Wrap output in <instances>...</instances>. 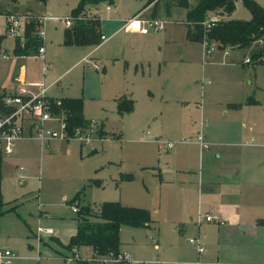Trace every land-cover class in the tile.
<instances>
[{"label":"rangeland","instance_id":"rangeland-1","mask_svg":"<svg viewBox=\"0 0 264 264\" xmlns=\"http://www.w3.org/2000/svg\"><path fill=\"white\" fill-rule=\"evenodd\" d=\"M78 1L46 0L41 4L18 0L17 3L18 11L37 7L32 10L43 12L39 16L63 20L70 18V11ZM253 1L264 9V0ZM6 3L0 0V7L4 8ZM146 3L147 0H112V4H108L102 0L89 6V13L82 14L81 18L93 14L102 19V33L106 37L119 26L104 22L108 18L121 23L133 16L139 19L158 16L156 20L165 22L162 30L149 31L136 39H125L118 31L109 36L96 53L72 66L90 49L70 54L55 48L54 40L62 25L48 22L43 28L42 46L46 51L44 66H51L45 80H41L40 58H24L19 62L25 69L26 83L43 82L46 87L56 82V88L47 90L46 96L51 98L55 91L62 89L81 98L82 117L99 126L93 129L94 141L87 146L77 140L54 141L50 143L51 148L54 147L51 151L27 141L21 143L23 149L17 156L0 157V194L4 204V213L0 216V250H8L15 256L12 264H91L89 248H76L77 261H73V252L66 249L75 225L70 219L75 217L68 203L78 193V198L86 201L82 204L94 213L99 204L113 202L126 207L143 206L141 209L154 220L152 210L160 197L159 181L164 176L158 165H163L166 155L172 152L166 149L191 144L199 134L189 136L184 129L189 122L199 120L190 108L197 106L192 102L198 103L205 94L200 90L204 68L200 49L186 37L184 10L171 7L166 14L164 1H160L157 5L150 4L149 10L144 12ZM3 10L0 9L1 14ZM152 10L156 12L154 16L147 17ZM74 19L79 20L78 17ZM223 19L248 21L250 15L236 1L233 13ZM5 26V17L0 15L1 34ZM13 44L14 39L8 34L0 40V52L8 56L7 60H0V83L6 79L10 64L15 62L11 52ZM98 61L104 73L99 71ZM126 103L130 109L121 111ZM101 124L106 136L101 132ZM90 180L96 184L88 185ZM37 227L50 229L51 235L34 237ZM156 227V222L146 229L121 226L118 253L138 264H190L187 254L179 259L168 249L170 243L166 235L162 232L158 235ZM252 251L257 253L259 249ZM260 251L255 258L258 262L264 259V248L260 247ZM65 258L71 261L65 263ZM99 264L116 263L107 260ZM198 264L204 263L199 261ZM213 264L219 263L213 261ZM226 264L242 263L230 261Z\"/></svg>","mask_w":264,"mask_h":264},{"label":"crops","instance_id":"crops-1","mask_svg":"<svg viewBox=\"0 0 264 264\" xmlns=\"http://www.w3.org/2000/svg\"><path fill=\"white\" fill-rule=\"evenodd\" d=\"M36 8L18 11V3L14 6L6 3L4 8L0 7L5 11L0 15L3 17L21 14L39 16V13H43L32 10ZM149 8L147 6L144 12ZM154 12L152 10L151 15L147 17L154 16ZM164 12L167 14L166 10ZM98 19L100 34L106 39L118 31H121L125 39L130 37L136 39L142 36L133 32H125L122 29L124 21L120 23L108 18L104 22L119 24V26L106 37L101 28L103 20L99 17ZM153 19H158V16ZM61 25L63 30L65 27ZM53 26L56 25L53 24ZM62 30L54 40L55 48H62L66 50L64 52L70 54H79L84 49H90L85 54L87 56L83 55L80 59H76L72 66L96 53L105 43H100L96 47H64L61 44ZM3 33L0 35V40L4 37ZM14 44L11 52L15 62L10 64V67L7 66V74L4 77L6 79L0 83V91L7 93H13L19 82L35 84L25 82V69L19 62L24 58H38L36 52L16 54L13 50ZM197 45L204 67L200 90L205 94L198 103L192 102L193 106H197L191 107L190 110L197 113L199 120L189 122L184 132L189 136L199 133L203 141L208 144V148L200 150L194 141L191 144H179L176 147L173 145L166 149L167 152H172L166 155L163 165H158V170L164 176L159 181L160 197L156 200L155 208L152 210L155 218L141 228H149L153 222H156L155 231L158 235L161 232L166 235L170 243L168 249L172 250L179 259L187 254L190 264L193 263L194 258L196 259L194 264H198L199 261L204 264H213V261L219 264H226L230 261L242 264H263L264 259L258 262L255 258L260 255V247L264 248V226L257 225L255 222L264 220V66L243 64V60L249 57L248 50L229 49L228 54L224 56L222 50L217 49L203 56L200 44ZM2 52L6 56L1 58L0 54V60H7V54ZM45 53L44 49L40 66L41 80H45L46 72L51 66L46 64L42 71L45 65ZM94 63L93 69L95 70ZM98 69L104 73V67L100 62ZM5 88L10 90L6 91ZM46 88V91L51 88L55 89L56 82ZM51 98L75 99L79 97L58 89ZM100 126L101 132L106 136L103 124ZM174 130L177 131V128L175 127ZM27 141L33 140L18 141L12 153L4 158L10 159L20 154L23 149L21 143ZM49 148L54 151V147L49 146L46 149ZM82 201L86 202L79 198L74 201L78 209L83 205ZM70 213L75 216V213L71 211ZM207 214L218 217L221 224H195L198 215ZM70 219L75 224L71 237L76 231V221L75 218ZM191 237L201 242L204 248L202 254L198 255L195 248L188 244L187 239ZM54 242L61 247L56 240ZM253 249H259V251L254 253ZM75 250H69L75 256L73 261L78 260ZM97 260L98 258L92 253L90 263L99 264Z\"/></svg>","mask_w":264,"mask_h":264},{"label":"trees","instance_id":"trees-1","mask_svg":"<svg viewBox=\"0 0 264 264\" xmlns=\"http://www.w3.org/2000/svg\"><path fill=\"white\" fill-rule=\"evenodd\" d=\"M10 5H16L18 0H6ZM45 3L46 0H33ZM102 0H79L75 8L70 11V17H82L88 12V7L97 5ZM112 4V0H105ZM164 1L166 12L171 7L184 10V25L186 26L187 39L196 44L207 40L216 44L217 49L225 48L245 51L248 50L249 58L253 65H259L256 60L264 56V9L253 0H147L144 8L150 4L157 5ZM240 4L248 11V21L224 20L235 10V3ZM143 8V9H144ZM1 14V12H0ZM3 14V13H2ZM34 16V15H31ZM216 17L217 21L208 29L202 23L208 17ZM85 20H74L70 27L62 30L61 44L64 47H96L100 44V21L96 16H84ZM37 26L34 22H26L23 33V45L19 46L15 40L14 51L16 54H34L39 47V42L33 36ZM61 111L70 133L76 127H87L89 121L82 117V101L80 98L59 99ZM129 103L121 107V111H128ZM105 135V134H104ZM128 179V178H125ZM92 180L88 185L94 184ZM96 184V183H95ZM78 198V193L68 204L71 205ZM4 204L0 194V216L4 213ZM76 231L69 238L67 249L87 247L96 258L106 256L108 253L118 254V232L121 226L144 227L150 222L146 210L135 207H126L118 203L103 202L98 205L94 213L88 206H80L75 213ZM257 225L264 226V220H257Z\"/></svg>","mask_w":264,"mask_h":264},{"label":"built area","instance_id":"built-area-1","mask_svg":"<svg viewBox=\"0 0 264 264\" xmlns=\"http://www.w3.org/2000/svg\"><path fill=\"white\" fill-rule=\"evenodd\" d=\"M106 11L109 8L106 7ZM90 18V16H87ZM79 20H84L81 17ZM74 18H65L58 20L56 18L41 16H6V26L4 35L8 34L18 43L23 45V33L26 22H34L37 26L33 36L39 42L37 48V57L43 59L44 41L43 28L48 22H60L65 28L71 26ZM217 21L216 17H208L202 26L205 29L211 27ZM165 22L156 19H139L138 16H133L129 20L123 22L122 29L125 32H133L144 35L149 31H160L163 29ZM1 35V33H0ZM106 41L104 36H100V43ZM202 55H209L217 50V46L213 42L202 40L200 42ZM229 48L222 50L224 56L228 54ZM1 58H5V54L0 52ZM256 62L264 66V56L260 57ZM243 64L253 65V60L246 57ZM45 66L42 67L44 71ZM46 87L42 83L24 84L19 82L13 93L0 91V157L7 156L12 153L14 145L20 140H33L37 142L40 148H48L51 142L77 140L81 145H89L94 141L93 129L99 126L95 122L89 121L87 127H76L69 133L67 131L64 116L61 111L57 110L60 106V100L49 98L46 96ZM200 150H206L208 144L203 141L202 135L198 134L195 138ZM21 171V168L18 169ZM70 211L76 213L77 203L70 205ZM201 223H218L221 221L218 217L212 214L198 215L195 224ZM51 235V230L47 228H36V236ZM188 244L193 246L198 255L203 253V248L198 239L187 240ZM75 258V256H74ZM15 259L14 255L8 250H0V264H12ZM65 263L70 262L69 258H65ZM107 260L114 261L116 264H138L131 262L127 255L108 253L106 256L98 258L96 262L105 263Z\"/></svg>","mask_w":264,"mask_h":264}]
</instances>
